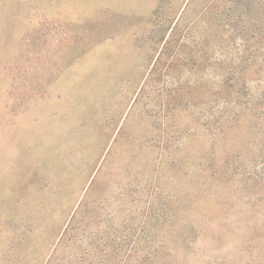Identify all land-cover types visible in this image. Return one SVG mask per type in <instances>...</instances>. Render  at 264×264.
Listing matches in <instances>:
<instances>
[{"label":"rangeland","instance_id":"374dc122","mask_svg":"<svg viewBox=\"0 0 264 264\" xmlns=\"http://www.w3.org/2000/svg\"><path fill=\"white\" fill-rule=\"evenodd\" d=\"M0 264H264V0H0Z\"/></svg>","mask_w":264,"mask_h":264}]
</instances>
